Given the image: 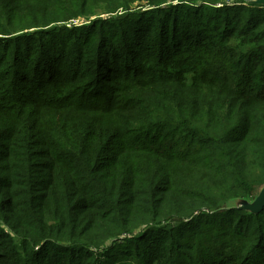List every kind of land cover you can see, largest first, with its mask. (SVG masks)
<instances>
[{
	"label": "trees",
	"instance_id": "trees-1",
	"mask_svg": "<svg viewBox=\"0 0 264 264\" xmlns=\"http://www.w3.org/2000/svg\"><path fill=\"white\" fill-rule=\"evenodd\" d=\"M253 1L0 0V264H264Z\"/></svg>",
	"mask_w": 264,
	"mask_h": 264
},
{
	"label": "water",
	"instance_id": "water-1",
	"mask_svg": "<svg viewBox=\"0 0 264 264\" xmlns=\"http://www.w3.org/2000/svg\"><path fill=\"white\" fill-rule=\"evenodd\" d=\"M257 5L264 6V0L253 1ZM264 208V186L260 189L258 195L251 202L239 201L236 203L235 209L245 210L250 213H259Z\"/></svg>",
	"mask_w": 264,
	"mask_h": 264
},
{
	"label": "rangeland",
	"instance_id": "rangeland-1",
	"mask_svg": "<svg viewBox=\"0 0 264 264\" xmlns=\"http://www.w3.org/2000/svg\"><path fill=\"white\" fill-rule=\"evenodd\" d=\"M83 24H86V23H83L82 21H74V22H71V23H68L66 25V27H77V26H81Z\"/></svg>",
	"mask_w": 264,
	"mask_h": 264
}]
</instances>
